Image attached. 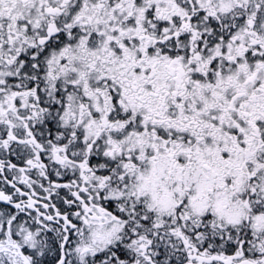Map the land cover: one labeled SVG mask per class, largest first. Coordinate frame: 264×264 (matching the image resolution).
Returning <instances> with one entry per match:
<instances>
[{
  "label": "snow or ice",
  "instance_id": "obj_1",
  "mask_svg": "<svg viewBox=\"0 0 264 264\" xmlns=\"http://www.w3.org/2000/svg\"><path fill=\"white\" fill-rule=\"evenodd\" d=\"M0 264H264V0H0Z\"/></svg>",
  "mask_w": 264,
  "mask_h": 264
}]
</instances>
